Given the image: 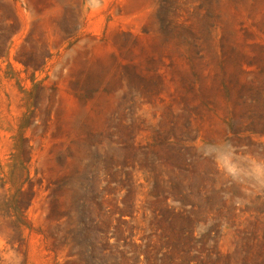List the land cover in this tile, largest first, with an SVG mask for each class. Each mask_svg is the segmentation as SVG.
<instances>
[{
  "label": "rangeland",
  "instance_id": "374dc122",
  "mask_svg": "<svg viewBox=\"0 0 264 264\" xmlns=\"http://www.w3.org/2000/svg\"><path fill=\"white\" fill-rule=\"evenodd\" d=\"M224 142L264 157V0H0V264H264Z\"/></svg>",
  "mask_w": 264,
  "mask_h": 264
},
{
  "label": "clouds",
  "instance_id": "9594fccd",
  "mask_svg": "<svg viewBox=\"0 0 264 264\" xmlns=\"http://www.w3.org/2000/svg\"><path fill=\"white\" fill-rule=\"evenodd\" d=\"M239 148L231 142H224L219 146L214 143L207 144L202 152L217 163L223 175L231 183L243 186L255 193H264V157L257 158L256 155L249 153L247 155L251 159L247 168L238 167L234 159L240 155Z\"/></svg>",
  "mask_w": 264,
  "mask_h": 264
}]
</instances>
